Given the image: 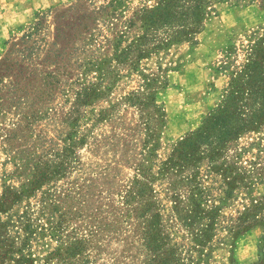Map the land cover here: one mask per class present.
<instances>
[{"label": "rangeland", "instance_id": "1", "mask_svg": "<svg viewBox=\"0 0 264 264\" xmlns=\"http://www.w3.org/2000/svg\"><path fill=\"white\" fill-rule=\"evenodd\" d=\"M155 1L0 0V186L4 173L14 172V166L36 163L23 161L24 157L46 159L61 149L67 134L84 139L75 150L78 166L29 199L31 218L43 227L27 252L34 264H45L64 241L59 240L60 234L58 238L55 232H47V213H52L55 231L88 241L84 264H147L137 207L123 203L142 160L145 136L140 114L119 103L107 120L98 122L97 116L99 109L109 108V103L137 88V77L128 66L111 60L120 44L119 34L125 31V40H130L138 32L135 13ZM260 2L246 7L218 5L197 36V44L171 49V57L162 62L172 60L179 70L169 73L168 89L157 95L167 115L159 159L166 158L171 146L216 107L228 82L224 73L217 72L222 53L263 26ZM134 58L129 56L128 62ZM156 62L151 58L141 65L155 71ZM79 79L110 90L106 99L80 108L82 119L74 130L69 123ZM12 181L7 184L17 187L21 180ZM45 190L51 191L56 206L41 212L43 199H48L42 194ZM242 195L236 192L224 201L225 215L241 207ZM252 197L264 200V185L257 186ZM220 237L222 244L211 253L215 264L233 260L235 264H262L258 247L264 258V244H260L264 229H252L236 241L225 233Z\"/></svg>", "mask_w": 264, "mask_h": 264}, {"label": "trees", "instance_id": "2", "mask_svg": "<svg viewBox=\"0 0 264 264\" xmlns=\"http://www.w3.org/2000/svg\"><path fill=\"white\" fill-rule=\"evenodd\" d=\"M256 1L156 0L135 13L138 32L130 40H125V31L119 34L120 44L115 46L111 61L128 66L130 74L137 77V88L125 93L120 101L109 103V108L99 109L97 121L110 118L119 103L140 114L145 136L142 160L124 192L123 203L137 207L147 264H215L211 253L222 242V233L236 241L252 229H264V200L252 197L254 189L264 185V24L239 45L226 46L217 72L224 73L228 82L216 107L195 130L171 146L166 158L157 156L167 116L157 103V95L168 89L169 73L179 70L172 60L165 65L162 62L171 57V49L197 44V36L218 5L246 7ZM260 5L264 8V0ZM129 22L134 26V20ZM129 56H135V61L128 62ZM151 58L157 61L155 71L141 65ZM78 81L69 123L74 130L82 119L80 108L106 99L110 90L84 79ZM83 142V138L67 134L59 151L46 159L24 157L23 161L36 163L13 165L14 172L4 173L0 186V264L35 263L27 252L39 235L38 228L43 227L31 218L29 199L78 166L75 150ZM13 178L21 180L17 187L7 184H14ZM45 191L42 194L48 199L43 203L40 200L41 212L56 206L51 191ZM236 192L243 194L241 207L225 215L224 201ZM46 216L47 232H55L57 237L60 234L59 240L64 241L45 264L52 260L57 264L86 263L88 241L55 231L52 213ZM260 244H264V237ZM258 251L264 264L259 247Z\"/></svg>", "mask_w": 264, "mask_h": 264}]
</instances>
